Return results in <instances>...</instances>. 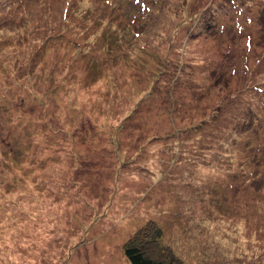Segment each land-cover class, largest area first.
<instances>
[{
    "label": "rangeland",
    "instance_id": "1",
    "mask_svg": "<svg viewBox=\"0 0 264 264\" xmlns=\"http://www.w3.org/2000/svg\"><path fill=\"white\" fill-rule=\"evenodd\" d=\"M246 107L264 0H0V264H131L153 222L184 264H264Z\"/></svg>",
    "mask_w": 264,
    "mask_h": 264
},
{
    "label": "trees",
    "instance_id": "2",
    "mask_svg": "<svg viewBox=\"0 0 264 264\" xmlns=\"http://www.w3.org/2000/svg\"><path fill=\"white\" fill-rule=\"evenodd\" d=\"M20 4H23L21 1ZM26 6H24L25 9ZM35 7L33 5L29 6V12L30 10L34 9ZM78 12H82L84 10H77ZM83 20V25L87 22H91V15H84L82 18ZM79 25H82L81 23H78ZM128 24V23H127ZM126 23L122 26H126ZM126 29V28H125ZM129 29H126V33L128 34ZM127 34L124 35V38H126ZM98 35H101L98 33ZM98 35L96 38H98ZM116 35V34H115ZM104 37L108 43L110 44L112 41L111 38H109L107 34L103 33L101 35ZM92 38H95L94 35L91 36ZM95 38V39H96ZM116 38V36H115ZM97 40V39H96ZM259 61V60H258ZM233 62L232 58H230L229 54H224L223 55V60H221L220 65L222 66L221 73L218 74V77L224 76V80L226 77V72L228 68H231L230 63ZM246 74V73H245ZM251 84H249L248 87H250ZM252 89L249 91H253L254 88L251 87ZM243 89H245L243 87ZM239 95H244V90L238 91ZM248 92V93H249ZM234 97H238L239 95L236 93H232ZM246 112L249 111V117L246 118L245 124L247 125V128L244 129H254L255 132L257 133L255 136L251 135L248 138V143L254 146L256 148V152L253 158V163L255 166H259L260 169L264 170V127L259 122L258 120V114L249 109L245 108ZM260 125L259 127L256 125ZM257 184V183H255ZM245 192L252 193L253 196H257L255 193V190L252 187H247ZM153 222V221H150ZM161 230L159 226L153 222V223H148L144 225L143 227H140L137 231L133 233V235L128 238L123 245V253L128 259V261L131 264H184L183 261L179 258V256L172 250L170 249L166 244L162 242V236H161Z\"/></svg>",
    "mask_w": 264,
    "mask_h": 264
}]
</instances>
